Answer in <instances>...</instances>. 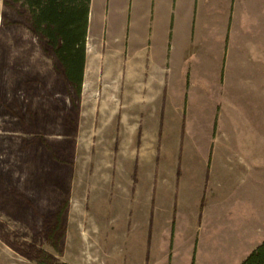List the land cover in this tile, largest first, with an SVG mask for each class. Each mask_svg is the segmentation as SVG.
<instances>
[{
  "label": "rangeland",
  "instance_id": "obj_1",
  "mask_svg": "<svg viewBox=\"0 0 264 264\" xmlns=\"http://www.w3.org/2000/svg\"><path fill=\"white\" fill-rule=\"evenodd\" d=\"M202 18L168 87L93 62L78 95L0 0V264H240L264 240V0L226 43Z\"/></svg>",
  "mask_w": 264,
  "mask_h": 264
},
{
  "label": "crops",
  "instance_id": "obj_2",
  "mask_svg": "<svg viewBox=\"0 0 264 264\" xmlns=\"http://www.w3.org/2000/svg\"><path fill=\"white\" fill-rule=\"evenodd\" d=\"M239 3L240 0H90L81 95L87 65L93 62L102 79L105 67L113 71L120 62H129L126 76L132 91L168 87L167 78L182 77V66L178 69V64L183 52L188 53L194 44L198 47L202 33L208 35L201 21L212 20L202 15L219 17L217 22L224 29L226 43V30L230 29ZM232 247L230 244L225 249L230 252ZM141 261L139 254L134 264Z\"/></svg>",
  "mask_w": 264,
  "mask_h": 264
},
{
  "label": "trees",
  "instance_id": "obj_3",
  "mask_svg": "<svg viewBox=\"0 0 264 264\" xmlns=\"http://www.w3.org/2000/svg\"><path fill=\"white\" fill-rule=\"evenodd\" d=\"M26 7L32 29L53 50L70 87L80 94L90 0H6ZM240 264H264V240Z\"/></svg>",
  "mask_w": 264,
  "mask_h": 264
}]
</instances>
